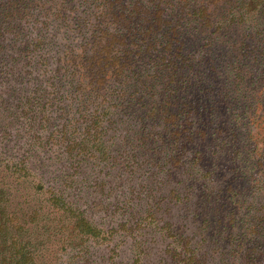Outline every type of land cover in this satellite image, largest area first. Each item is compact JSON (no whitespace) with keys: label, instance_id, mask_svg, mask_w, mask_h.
Returning a JSON list of instances; mask_svg holds the SVG:
<instances>
[{"label":"trees","instance_id":"trees-1","mask_svg":"<svg viewBox=\"0 0 264 264\" xmlns=\"http://www.w3.org/2000/svg\"><path fill=\"white\" fill-rule=\"evenodd\" d=\"M1 58L0 264H264V0H0Z\"/></svg>","mask_w":264,"mask_h":264},{"label":"rangeland","instance_id":"rangeland-1","mask_svg":"<svg viewBox=\"0 0 264 264\" xmlns=\"http://www.w3.org/2000/svg\"><path fill=\"white\" fill-rule=\"evenodd\" d=\"M13 59L15 60V58L0 59V98L7 99L8 105L12 109H14L13 106L17 100L23 98L28 92H35L31 91L35 88L42 91V94L46 95L49 91L46 87V80L50 77L47 72H42L35 68H29L23 60L19 61V64L13 63L11 65L10 62ZM48 71L51 72L49 69ZM11 113H14V115L10 121V127L7 129L8 135H1L0 149L7 157L17 159L29 158L33 154V152L30 151L29 146V143L31 142L30 138H32V136H41V133H38L40 134L38 135L34 132L36 127L33 130H30L29 127H31V125L17 110H11ZM43 128L45 129V134L50 132L49 129L46 131V124L38 127V130H42ZM67 254L68 250L60 253L61 261L65 260L68 256Z\"/></svg>","mask_w":264,"mask_h":264}]
</instances>
